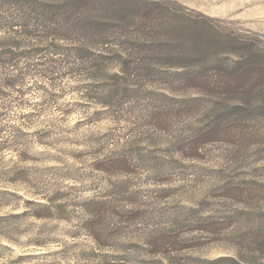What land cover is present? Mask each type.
<instances>
[{
    "label": "rangeland",
    "instance_id": "1",
    "mask_svg": "<svg viewBox=\"0 0 264 264\" xmlns=\"http://www.w3.org/2000/svg\"><path fill=\"white\" fill-rule=\"evenodd\" d=\"M154 1L216 36L189 75L162 44L0 84V264H264V0Z\"/></svg>",
    "mask_w": 264,
    "mask_h": 264
},
{
    "label": "trees",
    "instance_id": "2",
    "mask_svg": "<svg viewBox=\"0 0 264 264\" xmlns=\"http://www.w3.org/2000/svg\"><path fill=\"white\" fill-rule=\"evenodd\" d=\"M147 4L152 8L141 14L115 0H0V84H16L19 80L12 79H26L34 72L36 75L44 70L40 67H50L56 73L60 68L71 69L84 77L89 69H101L106 61L131 70L136 67V71L153 62L168 65L165 55H152H159L162 44L179 48L168 51L169 57L173 52L182 55L180 68L186 75L200 68L197 60L215 45L216 36L206 28L199 31L197 25L186 28L185 22L177 28L162 18L156 1ZM137 47L140 50H133ZM246 48L250 50L251 46ZM58 54L67 57L55 59ZM207 71L198 79H206L210 85L213 83L209 79H222L223 84L217 86L224 85L225 91L220 93L238 92L240 86H233L221 71Z\"/></svg>",
    "mask_w": 264,
    "mask_h": 264
}]
</instances>
